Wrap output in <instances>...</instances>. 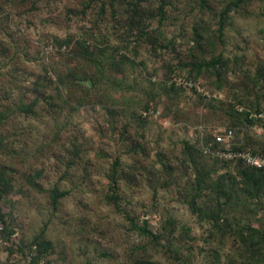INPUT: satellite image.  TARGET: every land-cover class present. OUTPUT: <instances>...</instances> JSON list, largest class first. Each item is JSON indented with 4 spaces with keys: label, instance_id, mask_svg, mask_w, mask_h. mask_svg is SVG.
I'll list each match as a JSON object with an SVG mask.
<instances>
[{
    "label": "rangeland",
    "instance_id": "1",
    "mask_svg": "<svg viewBox=\"0 0 264 264\" xmlns=\"http://www.w3.org/2000/svg\"><path fill=\"white\" fill-rule=\"evenodd\" d=\"M237 106L264 0H0V264H264V177L203 152L233 126L264 157Z\"/></svg>",
    "mask_w": 264,
    "mask_h": 264
},
{
    "label": "built area",
    "instance_id": "2",
    "mask_svg": "<svg viewBox=\"0 0 264 264\" xmlns=\"http://www.w3.org/2000/svg\"><path fill=\"white\" fill-rule=\"evenodd\" d=\"M174 84L188 91H194L203 94L206 97H213L214 94L200 81H195L188 78H175ZM239 111H249V117L254 119H264L263 111H251L243 106H237ZM160 111H155L153 108L145 110L143 114H159ZM233 128L228 127L224 129H217L213 131L212 143H205L203 146V152L206 155L214 158H228V159H241L244 164L253 166L264 170V157L258 156L249 150H239L235 148L236 138ZM4 229V225L0 220V231Z\"/></svg>",
    "mask_w": 264,
    "mask_h": 264
},
{
    "label": "trees",
    "instance_id": "3",
    "mask_svg": "<svg viewBox=\"0 0 264 264\" xmlns=\"http://www.w3.org/2000/svg\"><path fill=\"white\" fill-rule=\"evenodd\" d=\"M220 29H221L220 32L222 33V31H223V26H221ZM217 62H218L217 59H215V60H211L210 62L206 63V65H207V66L215 65ZM193 80H195V81H199V80H196V79H193ZM149 108H151V107L146 108V110H148ZM144 111H145V110H144ZM144 111H142V115H143V116H145V115L143 114ZM156 111H157V110H156ZM261 111H262V110H261ZM242 112H243V111H242ZM244 113H246L247 115H249V111H247V110H245ZM151 115H152V114H149V115H146L145 117L147 118V117H150ZM251 119H252V118H251ZM232 127H233V126H232ZM232 127H231V128H232ZM233 129H234V128H233ZM234 131H235V129H234ZM235 148H236V147H235ZM236 149H239V148H236ZM239 150H242V149H239ZM236 160H241V159H236ZM242 162H243V161H242ZM243 165H244V166H243L244 168H248V169H252V170H255V171H259V172H261L262 176L264 177V170L259 169V168H256V167H253V166H249V165H247V164H244V162H243ZM66 193H67V192H54L53 205H54L55 208L57 207V203H58L59 199H60L62 196L66 195ZM134 225H135V227L139 228V227L137 226L136 223H135ZM139 229H141V227H140Z\"/></svg>",
    "mask_w": 264,
    "mask_h": 264
}]
</instances>
